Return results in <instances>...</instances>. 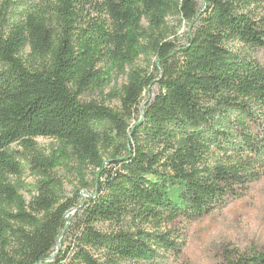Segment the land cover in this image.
Returning a JSON list of instances; mask_svg holds the SVG:
<instances>
[{
    "label": "trees",
    "instance_id": "1",
    "mask_svg": "<svg viewBox=\"0 0 264 264\" xmlns=\"http://www.w3.org/2000/svg\"><path fill=\"white\" fill-rule=\"evenodd\" d=\"M202 3L3 0L0 264L150 262L182 245L160 227L220 210L262 177L264 64L228 43L264 50V16L246 10L264 0ZM169 17L191 22L185 44L166 40ZM70 164L80 182L94 173L73 230L66 213L87 185L64 195L55 169ZM226 264H264V251Z\"/></svg>",
    "mask_w": 264,
    "mask_h": 264
},
{
    "label": "rangeland",
    "instance_id": "2",
    "mask_svg": "<svg viewBox=\"0 0 264 264\" xmlns=\"http://www.w3.org/2000/svg\"><path fill=\"white\" fill-rule=\"evenodd\" d=\"M12 1L19 2V0ZM2 2L3 0H0V4ZM196 3L200 11L203 8L202 0H196ZM246 10L251 11L252 17L259 19L264 16V3ZM166 22L171 32L166 40L174 42L176 46L185 44L187 33L190 31V26H192L191 22L182 20L180 23L177 17H169ZM262 29L264 30V25ZM228 46L245 54L250 53L259 63L264 64L263 49L249 50L237 41L229 42ZM151 61L150 56H139L135 61V65L148 70ZM123 81L124 78H119L117 86ZM115 83L114 74L112 73L111 82L106 92ZM157 91V84L152 85L149 98L156 94ZM87 98H99V95L94 94ZM107 103L113 107L118 104L116 101ZM35 142L37 149H43L47 153L51 147L52 140L38 137ZM17 146V144L13 145V147ZM74 167V164H70L67 168L59 167L55 169V174L62 183V191L66 197H73V192L77 188H81L82 182L87 185V188H83L79 192V196L76 198V205L66 213V217L70 221L69 228L71 230H73L74 222L80 216L82 201L93 194L91 184L94 178L92 169L88 168L84 172V179L80 182ZM32 182L33 178L25 176L26 184L29 185ZM23 193L25 198L28 199V193L25 191ZM96 226L101 231L108 228V225L102 223H98ZM160 230L172 232L171 238L182 244L179 251L164 253L161 257L150 262L125 260L120 261L118 264H226L227 257L235 253L247 254L251 251H264V174L260 179L249 185L242 197L230 201L224 208L215 210L195 220L186 221L179 218L160 227ZM70 236L71 233L69 232L64 234L57 243L56 248L64 249L68 246L70 244Z\"/></svg>",
    "mask_w": 264,
    "mask_h": 264
}]
</instances>
